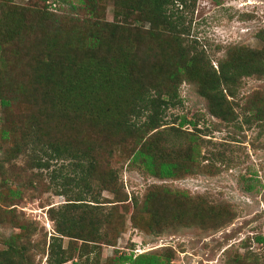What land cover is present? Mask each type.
I'll return each mask as SVG.
<instances>
[{
  "label": "trees",
  "instance_id": "trees-1",
  "mask_svg": "<svg viewBox=\"0 0 264 264\" xmlns=\"http://www.w3.org/2000/svg\"><path fill=\"white\" fill-rule=\"evenodd\" d=\"M76 1L78 5L70 3L71 13L65 15L47 6H18L11 0H0L1 161L19 153L20 146L28 151L30 164L39 169L48 168L51 160L69 159L71 171L76 169L81 174L74 179L73 175L53 173L62 179L63 190L58 194L66 195V188L81 185L92 195L90 182L94 179L119 205L128 198L118 182L117 170L122 165L111 166L113 146L130 154L129 167L157 179L213 175L216 168L212 160H221V152L208 154L205 159L209 163L200 165L198 148L202 140L197 141L191 131L181 128H195L196 120L182 116L178 121L174 117L164 122L166 110L181 104L178 87L186 82L205 100L211 116L232 122L236 115L227 96H234V86L241 77L264 75V29L258 33L260 49H228L215 70L201 48L186 44L190 23L183 24L182 12L192 11L195 0H114L110 21L102 16L98 0ZM30 35L38 41L29 48L22 38ZM10 49L7 55L14 54L19 60L8 64L4 51ZM42 54L48 59L39 63ZM139 56H144L140 62ZM23 58L31 64L21 71ZM11 64L13 67H8ZM54 67L61 69L58 75L53 73ZM35 86H41L44 95L54 96L50 110H37L35 114ZM247 104L245 111L251 118L264 122V112L250 99ZM14 108L24 110L27 116L21 111L14 113ZM49 120H54V130L43 125ZM65 120L68 126H64ZM7 143L10 145L5 147ZM41 154H45V160ZM1 161L0 183L4 184L8 178L3 176ZM8 192L11 196L0 191V201L18 194L17 189ZM81 197L77 192L74 199L67 198L57 210L49 211L58 234L51 236L49 244L54 255L52 264H99L96 255L91 262H84L87 257L82 262L77 260L97 250L98 244L115 245L123 231L122 213L103 211ZM96 198L88 201L97 203ZM130 202V224L148 235L170 228H217L230 219L226 207L165 186H152L140 198L131 196ZM2 218L0 223L9 221L19 232L2 238L0 264H22L27 258L22 237L32 230L20 221ZM62 237L80 241L75 260L61 248ZM255 239L264 242L261 235ZM116 252L104 264H171V253ZM245 257L247 263L236 257L231 263L258 264L257 257Z\"/></svg>",
  "mask_w": 264,
  "mask_h": 264
},
{
  "label": "rangeland",
  "instance_id": "rangeland-1",
  "mask_svg": "<svg viewBox=\"0 0 264 264\" xmlns=\"http://www.w3.org/2000/svg\"><path fill=\"white\" fill-rule=\"evenodd\" d=\"M67 1L11 0V3L18 6H47L52 12L66 15L71 13L70 3L77 4L76 0ZM98 5L103 7L101 13L104 19L110 21L115 8L114 0H98ZM182 14L183 24L190 23L188 35L185 36L186 44L193 43L196 48H201L215 70L218 61L225 57L228 49L236 46L260 49L262 46L258 33L264 29V0H195L193 10L183 11ZM143 26L148 27V23H144ZM37 36L39 37V34ZM22 39L23 44H27L29 48L33 41H38V38L32 35ZM11 51V49L4 51L8 64L19 60L14 54L7 55ZM139 57L140 62L144 56ZM46 59H48L46 55L42 54L38 62L42 63ZM20 63L25 65L21 71L28 70L27 65L31 64L27 58H23ZM9 66L12 68L13 64ZM55 71V75H58L61 69L54 67L53 73ZM41 88V86L33 88L36 97L33 106L35 114L37 110L46 108L50 110L54 100L52 94L44 95L40 91ZM233 92L234 96H227V99L231 102L236 116L229 123L211 116L206 110L205 100L186 82H182L178 87L181 104L167 109L165 114L164 122H169L174 117L178 121L182 116L196 120L195 128L191 125L181 128L184 131H191L197 141L202 140L198 148L200 165L209 163V160L205 159L208 154L221 152V160H212L216 168L213 175L195 173L179 179H157L145 175L146 173L137 168L129 167L127 156L130 154L127 155L126 151L120 152L117 147H112L114 156L111 157V166L122 165V168L117 170V176L128 198L123 205L113 200L111 192L101 190L94 179L90 182L92 195L81 185L66 188L69 189L65 190L66 195L58 194L63 190L62 179L53 176V173L60 172L70 177L73 175L74 179L81 174L76 169L71 171L69 159L51 160L48 168L39 169L30 164L27 159L29 153L22 150V146L19 153L3 161H1L3 150L0 151V161L5 171L3 176L8 178L4 184L0 183V191L7 196L10 195L9 190H18L17 195L0 201L2 213L0 218L7 217L20 221L32 230L26 237H22L27 255L22 264H52L54 255L52 249L49 250V244L52 241L51 236L58 234L54 231L49 211L57 210L67 198L74 199L77 192H80L81 198L86 199L87 203L99 205L103 211L113 210L115 213H122L124 218L123 231L116 238L115 245L98 244L97 250H92L77 261L82 262L87 257L84 262H91L96 255L99 264H104L115 251L117 255L123 251H132L133 255L157 251L162 252L160 254L171 253V264H234L231 263V259L235 257L241 262L244 259L247 263L245 256L257 257L258 264H264V242H257L255 239L259 235L264 237V122L251 118L250 112L245 111L246 105L248 106L247 99H250L256 104V109L264 112V75L241 77ZM20 111L27 116L20 108L13 110L14 113ZM53 121H43V125L49 129L52 126L54 130ZM64 126H68L67 120ZM52 132L54 134V131ZM9 145L10 143H7L5 147ZM201 155H204V158H201ZM40 156L45 160V154ZM156 185L171 190L187 191L190 195H201L213 205L226 207L230 219L217 228L211 227L206 230L197 227L170 228L156 235L138 231L129 221L130 198L131 196L140 198L148 188ZM94 196L97 197V203L88 201ZM10 223L9 221L0 223V247L2 238L19 232L18 228ZM60 244L65 254H70L75 260L80 241L62 237ZM73 247L75 248L72 249Z\"/></svg>",
  "mask_w": 264,
  "mask_h": 264
}]
</instances>
